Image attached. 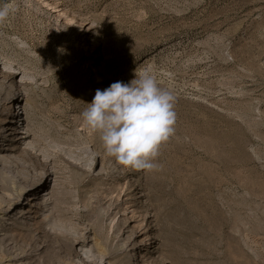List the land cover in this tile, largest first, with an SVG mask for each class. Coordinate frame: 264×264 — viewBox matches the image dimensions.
Returning a JSON list of instances; mask_svg holds the SVG:
<instances>
[{"label":"rangeland","instance_id":"rangeland-1","mask_svg":"<svg viewBox=\"0 0 264 264\" xmlns=\"http://www.w3.org/2000/svg\"><path fill=\"white\" fill-rule=\"evenodd\" d=\"M13 2L0 264H264V0ZM145 67L175 131L154 170L122 169L81 113Z\"/></svg>","mask_w":264,"mask_h":264},{"label":"clouds","instance_id":"clouds-1","mask_svg":"<svg viewBox=\"0 0 264 264\" xmlns=\"http://www.w3.org/2000/svg\"><path fill=\"white\" fill-rule=\"evenodd\" d=\"M13 0H0V26L16 13ZM175 98L159 86L153 70H135L129 82L95 91L81 113L88 131L99 134L104 152L122 169L152 171L160 147L174 134Z\"/></svg>","mask_w":264,"mask_h":264},{"label":"bare ground","instance_id":"bare-ground-1","mask_svg":"<svg viewBox=\"0 0 264 264\" xmlns=\"http://www.w3.org/2000/svg\"><path fill=\"white\" fill-rule=\"evenodd\" d=\"M12 104V103H11ZM14 122V121H13ZM3 133H5V135H10V136H15V135H19L21 132L18 131V129L16 128V126L13 124L12 126L10 127H7V129H5L4 131H2ZM31 133H28L27 135H25L24 137H20V138H27L28 136H30ZM15 140H18L15 139ZM2 150V148H0V151ZM37 188L36 187H32L31 190L34 191L36 190ZM23 190L24 188L23 187H20V189L18 190V193L20 194V196L22 195L23 193ZM19 198V197H18ZM42 197H39L38 194H34L32 196H30V200L31 201H35V200H39L41 199ZM14 200V199H13ZM11 209V205H8V211ZM12 214V213H11Z\"/></svg>","mask_w":264,"mask_h":264}]
</instances>
